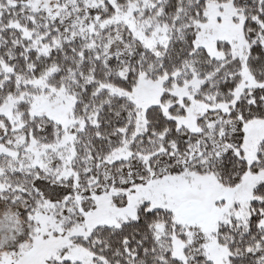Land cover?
<instances>
[{
    "label": "trees",
    "instance_id": "obj_1",
    "mask_svg": "<svg viewBox=\"0 0 264 264\" xmlns=\"http://www.w3.org/2000/svg\"><path fill=\"white\" fill-rule=\"evenodd\" d=\"M210 1L229 0H63L70 5L63 17L0 0V107L21 90L39 89L21 79L38 80L49 72L48 83L75 99L74 117L80 119L70 149L72 156L66 158L71 160L76 178L59 180L57 173L31 165L22 157L1 154L0 205L19 211V217L27 222L28 212L41 210L46 199H63L67 185L73 188L76 182L77 189L83 190L104 187L110 179V187L120 188L123 175L119 169L137 163L141 179L124 184L132 186L148 177V168L158 169L165 161L173 164L192 153L198 161L192 169L214 175L223 186L239 185L249 170L264 171V138L258 144L254 162L249 163L243 156L245 124L264 119V87L246 88L235 101V90L244 80L243 60L229 53L217 59L195 45V22L206 19ZM232 1L251 33L249 72L256 81L264 82V0ZM128 13L136 19L157 17L167 29L166 42L154 48L142 45L122 21H116L117 16ZM120 31L131 50L116 55L105 53ZM218 46L230 49L227 43L219 42ZM142 73L153 78L177 73L179 84L199 78L196 98L208 104L229 103V110L213 128L206 124L205 115L198 120L200 130H193L179 126L159 106H151L139 129L136 104L109 87L133 90ZM30 109L27 100L18 104L23 121L19 129L0 114L7 128L0 144L16 133L33 136L37 144L55 139L44 136L61 126L47 115H31ZM212 138L229 146L213 158ZM121 148L129 150V158L109 162V155ZM204 159L207 163L201 164ZM252 194L250 216H233L220 222L213 233L228 249L229 264H264V180ZM118 198L124 201L127 195ZM190 230L176 221L172 210L151 208L149 202H143L137 206L135 218L118 226L98 225L75 242L87 249L98 264H215L206 252L204 234ZM175 240L183 243L185 258L174 255ZM51 264L82 263L66 259Z\"/></svg>",
    "mask_w": 264,
    "mask_h": 264
},
{
    "label": "rangeland",
    "instance_id": "obj_2",
    "mask_svg": "<svg viewBox=\"0 0 264 264\" xmlns=\"http://www.w3.org/2000/svg\"><path fill=\"white\" fill-rule=\"evenodd\" d=\"M14 4L22 3L34 10L46 11L52 16L63 17L69 10V4L63 0H10ZM206 19L195 22V45L205 48L217 59L226 58L227 54L243 60V82L235 90V101L246 88L264 87L249 72L247 58L249 39L245 28V18L232 0L226 2L210 1L205 11ZM133 37L147 48H154L167 40V29L159 23L157 17L136 19L135 16H117ZM123 31L105 49L110 55L131 50L130 42L125 41ZM219 42L227 43L230 49L220 48ZM49 72L38 80L21 79L25 84L39 88L36 91L21 90L11 96L0 107V114L7 117L14 129L22 127V114L17 111L21 101L31 103V115H47L61 127H56L51 134L55 137L50 143L37 144L33 136L16 133L0 144V155L8 154L16 159L27 160L31 165H39L59 175V180L76 178L70 166L69 156L72 142L79 128L80 119L74 117L75 99L66 90L51 86L47 78ZM177 73L162 75L158 78L142 73L133 90L109 87L120 96L131 99L138 107L136 124L142 128L146 122L145 111L151 106H159L169 117L177 120L179 126L200 130L198 120L206 115V124L213 128L221 120L222 114L229 110L226 102L208 104L196 98L201 86L199 78L186 80L179 84ZM234 101V102H235ZM7 134V128L0 121V139ZM245 142L243 156L252 163L256 159L257 147L264 138V119L253 120L244 126ZM215 153L219 156L229 148L212 138ZM216 141V142H215ZM129 150L116 149L107 160L113 162L128 159ZM68 157V159H66ZM195 153L170 164L161 163L158 169L148 168L147 178L141 183L126 187L124 184L141 179L137 163L120 168L123 177L121 187H110V179L104 187L77 189L75 185L63 188L65 196L60 200L46 199L44 207L35 213L28 212V221H23L19 211L0 205V264H51L52 261L66 259L80 261L82 264H98L93 255L78 245V236L88 235L98 225L118 226L120 223L135 218L136 208L140 203L149 202L151 208L172 210L176 221L190 231H199L206 237L205 248L215 264H229L230 253L213 235L220 222L235 216L247 219L250 216L252 191L264 180V171L252 173L250 170L243 181L235 187L221 185L212 174L196 172L192 166L198 165ZM207 159L201 161L206 164ZM148 165V161H147ZM140 168V167H139ZM109 177V175H108ZM127 199L119 200V195ZM85 202V203H84ZM68 203V204H67ZM23 206V209H27ZM81 213V215H79ZM75 214V216L73 215ZM75 221V222H73ZM264 224V219H263ZM174 255L185 258L184 245L175 240Z\"/></svg>",
    "mask_w": 264,
    "mask_h": 264
}]
</instances>
